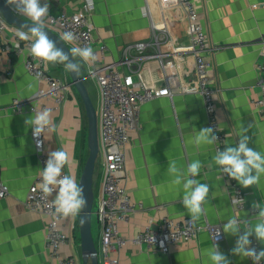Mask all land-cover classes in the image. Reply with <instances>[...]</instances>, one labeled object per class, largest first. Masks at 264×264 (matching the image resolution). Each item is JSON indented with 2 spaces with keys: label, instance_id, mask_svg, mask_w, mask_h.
I'll use <instances>...</instances> for the list:
<instances>
[{
  "label": "crops",
  "instance_id": "0c3cea01",
  "mask_svg": "<svg viewBox=\"0 0 264 264\" xmlns=\"http://www.w3.org/2000/svg\"><path fill=\"white\" fill-rule=\"evenodd\" d=\"M86 1L47 0V3L49 13L57 15L62 12L76 13L83 9ZM92 1L95 5L91 15L94 37L96 45L101 42L107 45V62L119 60L127 45L152 39L151 21L144 16L147 8L154 21L160 24L159 35L163 43L167 35L162 31L166 29L175 46L188 44L185 12L180 7L169 6L167 0ZM194 1L201 11L214 50L211 66L217 88L215 114L227 137V146L238 144L243 126L248 129V146L264 153V114L253 105V100L261 96L256 64L264 47V0ZM12 35L8 29L0 40L10 41ZM25 58V52L18 56L11 53L0 63V179L10 189L8 197L0 200V264H58L45 249L48 217L25 208L28 190L40 170L31 136L33 130L25 124V119L34 113L28 108L23 113H17L9 107L15 98L35 97L34 92L29 90L30 84L36 92L46 90L43 83L27 72ZM76 60L85 67L79 57ZM163 62L164 65H161L159 59H151L132 66V76L136 81L155 88L169 85L173 97H161L143 105L140 127L131 132L125 187L134 202L143 204V209L135 211L129 222L119 225L121 234L128 240L147 227H158L165 217L191 218L182 204V185H174V177L167 172L169 161H175L185 171L190 162L201 161L203 166L197 179L208 183L210 191L204 205L206 213L198 221L200 223L209 221L223 226L232 217L248 219L254 202L264 207V176L257 185L244 188L247 208L239 211L232 203L228 183L223 176L218 178L219 166L213 161L216 153L214 145L194 143L197 131L210 127V123L202 96L183 89L196 80L192 55L167 54ZM48 66L52 73L71 80L63 64L48 63ZM7 70L12 74L9 75ZM124 70L127 71L126 68ZM89 81L95 83L99 106L98 84L88 79L87 88ZM88 92L94 103L95 97L89 88ZM39 101L47 102L51 107L54 105L52 99L40 98ZM51 113L55 131L45 134V152L48 155L61 148L67 151L70 157L67 170L79 184L84 168L82 161L89 150L88 118L84 102L75 87L60 109L51 110ZM255 222V219L252 220L253 224ZM70 226V219L60 225L72 237L62 247L61 253L63 256L74 253L80 259V234L78 231L72 233ZM100 236L98 225L99 242ZM236 239V236L224 233L223 241L218 243L219 250L228 256L231 264H251L250 259L231 254ZM213 244L211 235L202 231L195 239L172 246L166 254H153L145 247L128 243L120 252V258L123 264H211L204 255V249ZM262 246L264 249V243Z\"/></svg>",
  "mask_w": 264,
  "mask_h": 264
},
{
  "label": "built area",
  "instance_id": "2783aa9c",
  "mask_svg": "<svg viewBox=\"0 0 264 264\" xmlns=\"http://www.w3.org/2000/svg\"><path fill=\"white\" fill-rule=\"evenodd\" d=\"M167 1L169 6L180 7L185 12L189 36L188 44L175 46L166 29L162 31L167 35V40L163 43L159 35L160 24L154 21L150 9L147 8L144 16L151 21L152 39L127 45L121 58L112 62L106 61L107 45L102 42L96 45L95 27L91 21V15L95 9L93 1L91 4L86 1L83 9L76 13L62 12L57 15L49 13L46 21V27L53 30L60 37L66 31L75 34L76 40L74 42H66L70 48L73 46H91L97 56L91 71H89L87 65L84 64V66L86 67L88 79L97 82L100 95L98 124L99 163L102 167V175L99 190L95 192L94 203L101 229L100 242L97 245L99 264H123L120 252L128 243L140 248L145 247L153 254H166L170 252L172 246L195 239L202 231H207L211 235L213 243L217 245L224 239L221 224L205 221L202 223L197 222L193 226L189 223L191 218L175 219L165 217L158 227H147L131 240L126 239L119 229L121 223L129 222L135 211L143 209V204L134 202L125 187L126 159L131 143V132L138 130L140 127V113L143 105L161 97H173L169 85L155 88L149 87L141 81H136L132 76L133 65H141L151 59H159L161 65H164L163 58L167 54L190 53L195 62L196 80L194 84L185 86L183 89L202 96L210 127L215 130L217 136V142L213 144L215 151L223 150L227 146V137L222 131L221 124L215 114L217 110V88L214 85L213 68L211 66L214 50L208 29L201 17V11L194 0ZM43 3L44 0H41L42 5ZM8 29L12 31L13 35L10 41L2 42L0 40V63L8 54L14 53L18 56L25 52L27 72L46 87V90H41L39 95L32 99L15 98L9 108L17 113H23L26 108L32 113H34V109H60L73 91L74 85L71 80L66 76L52 73L49 70L48 63L32 57L28 51L31 42L20 40L16 35L18 28L8 24L0 13V38ZM163 48H166V51H163ZM256 69L258 73L257 86L261 90V96L253 100V105L258 112L264 114V47L260 60L256 64ZM6 72L9 75L12 74L10 70ZM40 98L52 99L53 107L47 102H40ZM45 134L46 132L44 136ZM31 136L40 170H43L48 159L44 148L45 138L43 136L39 138L43 141V144L41 148H37L36 141L33 135ZM39 173L28 190L25 208L30 212L48 217L45 231V249L53 260L58 264H82L76 254L70 253L63 256L61 253L62 247L68 244L72 237L70 233L64 232L60 225L66 219H70V231L72 233L78 231L77 219L79 214L65 218L55 213L51 202L56 192L53 193L52 197H43V193L36 188V185L40 182ZM68 174L67 166H65L62 175ZM222 176L230 187L234 206L239 211L246 209L247 192L245 189L227 175ZM9 194V186L0 179V200L5 199ZM249 213L247 220H254L255 217L253 216L256 215V211L250 208ZM152 236L154 240H152ZM250 240L251 247L256 248L257 251L263 249L262 243L255 236L250 237ZM161 242H163V247H161ZM250 261L253 264L251 259ZM261 264H264V261H261Z\"/></svg>",
  "mask_w": 264,
  "mask_h": 264
},
{
  "label": "clouds",
  "instance_id": "9594fccd",
  "mask_svg": "<svg viewBox=\"0 0 264 264\" xmlns=\"http://www.w3.org/2000/svg\"><path fill=\"white\" fill-rule=\"evenodd\" d=\"M7 5L12 6L14 12L26 17L30 23L23 24L17 30L16 35L20 40L30 41L28 49L29 54L46 63L63 64L66 72L79 74L81 64L75 61L79 57L91 71L92 65L97 60L91 46H73L65 52L57 43L50 38L46 31V21L49 17V4L47 0L41 4V0H6ZM91 4L92 0H88ZM60 39L67 43L76 40L75 34L71 31L64 32ZM29 90L39 95L34 86L30 84ZM34 98V97H29ZM35 114L25 119L26 126L30 127L33 138L36 141V147L41 148L43 141L39 138L44 136L45 132L55 131V125L52 119L50 109L33 111ZM247 128L241 127L239 141L236 146H226L223 150H217L213 156L214 163L219 166V179L222 175H227L237 181L243 188H249L257 185L261 176H264V153L250 148L249 136L246 135ZM46 139V138H45ZM217 142L215 130L212 127H204L197 131L194 137L196 145H213ZM69 154L67 151L56 149L49 152L46 166L40 170V182L36 188L43 193L44 198L52 197V206L57 215L65 218L80 214L87 207V199L84 195V187L77 184L75 177L71 174L62 175V171L69 164ZM202 163L194 160L187 165L186 171L177 166L175 161H169L167 172L174 177V185H182L183 196L182 204L186 208L191 219L189 223L193 226L206 213L204 205L207 203L209 195V184L202 183L197 177L200 175ZM241 200V199H240ZM244 203L243 200H241ZM256 211L255 224L251 220L232 217L223 224V232L236 236L235 246L231 249V254L242 258H248L253 264H261L264 261V249L257 251L251 247L250 237L264 243V207L261 203L254 202L252 205ZM154 240V237H151ZM163 247V242H161ZM204 255L208 257L211 264H231L228 256L219 250V246L214 243L210 248L204 249Z\"/></svg>",
  "mask_w": 264,
  "mask_h": 264
},
{
  "label": "water",
  "instance_id": "95a60500",
  "mask_svg": "<svg viewBox=\"0 0 264 264\" xmlns=\"http://www.w3.org/2000/svg\"><path fill=\"white\" fill-rule=\"evenodd\" d=\"M0 13L8 24L18 29L23 24H28L30 21L19 14H16L11 6L7 5L6 0H0ZM27 30V29H21ZM46 31L51 39H53L58 47H61L65 52L70 50V46L60 39V36L53 30L46 27ZM75 61L78 62L75 58ZM71 82L82 98L86 114L88 118V149L89 154L85 162L80 183L85 189L84 195L87 199V207L79 214V233L81 241L82 264H99L98 248L95 242L92 231V215L95 203L94 175L96 167L99 164L100 142H99V124L98 110L96 109L87 88L88 74L85 67L81 66L80 73L73 74L69 72Z\"/></svg>",
  "mask_w": 264,
  "mask_h": 264
},
{
  "label": "rangeland",
  "instance_id": "374dc122",
  "mask_svg": "<svg viewBox=\"0 0 264 264\" xmlns=\"http://www.w3.org/2000/svg\"><path fill=\"white\" fill-rule=\"evenodd\" d=\"M88 88H89V91L90 93L92 94V96L95 97V107L96 109L98 110V101H97V96H96V87H95V83L94 82H91L89 81L88 82ZM94 94V95H93ZM88 153H89V150H87L86 152V156L84 158L85 162L88 158ZM102 173V167L100 165V163L97 165L96 167V171H95V175H94V189L95 191H97L98 189V182L100 181V175ZM93 215H92V231H93V236H94V239H95V242L97 245H99V241H98V218H97V214H96V206L94 205V208H93ZM80 260L82 261V255H81V252H80Z\"/></svg>",
  "mask_w": 264,
  "mask_h": 264
},
{
  "label": "trees",
  "instance_id": "16d2710c",
  "mask_svg": "<svg viewBox=\"0 0 264 264\" xmlns=\"http://www.w3.org/2000/svg\"><path fill=\"white\" fill-rule=\"evenodd\" d=\"M84 165H85V160L83 159V161H82V166L84 167ZM80 217V216H79ZM79 217H78V219H77V225H78V227H79ZM78 233H79V228H78ZM80 234V233H79Z\"/></svg>",
  "mask_w": 264,
  "mask_h": 264
}]
</instances>
